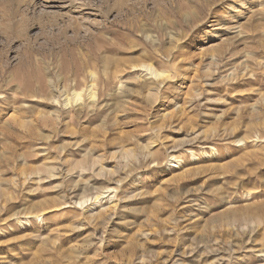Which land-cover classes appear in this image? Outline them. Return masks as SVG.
Listing matches in <instances>:
<instances>
[{
    "label": "rangeland",
    "instance_id": "obj_1",
    "mask_svg": "<svg viewBox=\"0 0 264 264\" xmlns=\"http://www.w3.org/2000/svg\"><path fill=\"white\" fill-rule=\"evenodd\" d=\"M0 264H264V0H0Z\"/></svg>",
    "mask_w": 264,
    "mask_h": 264
},
{
    "label": "bare ground",
    "instance_id": "obj_2",
    "mask_svg": "<svg viewBox=\"0 0 264 264\" xmlns=\"http://www.w3.org/2000/svg\"><path fill=\"white\" fill-rule=\"evenodd\" d=\"M93 97V96H92ZM112 189V188H111ZM108 191H109V189H108ZM107 191V192H108ZM98 197V196H97ZM98 200V201H97ZM99 200H102V198L101 197H98V198H96V202H99ZM81 204V203H80ZM96 204V203H95ZM246 222V221H245ZM192 252V251H191ZM185 253V252H184ZM187 254V253H186ZM185 255V254H184ZM166 263V262H165Z\"/></svg>",
    "mask_w": 264,
    "mask_h": 264
}]
</instances>
